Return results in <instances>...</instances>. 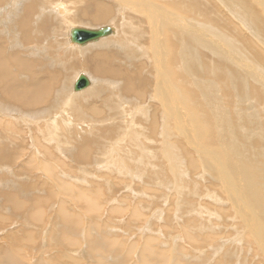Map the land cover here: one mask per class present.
<instances>
[{"label":"rangeland","instance_id":"1","mask_svg":"<svg viewBox=\"0 0 264 264\" xmlns=\"http://www.w3.org/2000/svg\"><path fill=\"white\" fill-rule=\"evenodd\" d=\"M60 1L61 3H65L66 1L71 12L73 14H76L74 19L75 26L79 27L78 25H80L81 27L84 26L86 28L89 27L92 29H96L105 25H113L116 26L117 33L109 37H102L96 42H89L87 43L89 45V47L87 48V44L78 45V43L70 41V29L67 28V26L64 27L67 33V39L66 35L62 39L58 38L56 32L55 34L53 32L55 21L52 14H45L42 19H38V21L35 20V22L32 23L31 26L27 27V33L31 37L30 40L21 39L19 32V40L14 41L20 44L21 47L26 51V57H31L35 62H44L42 63V65L49 63L51 57H53L56 52L58 55V49L55 42H65L67 47H69V45L77 46L76 48L78 50H71L70 54L67 55L65 59L73 64L72 70L76 71V76H78L80 72H86L89 75H87L86 73L85 74L88 77L91 76L92 80L95 81V83L97 84V88L101 86L102 89L97 90L95 93H92L91 95L87 96L86 99L81 101L85 103V109L83 112L79 113V117L84 118L83 120H77L80 125H77L73 122L74 124L71 123L70 125H68L69 128L61 126L57 130V127L52 126L53 121H49L50 119H47L48 121L45 120V123L43 121L40 122V120L36 119L40 116L39 112L49 110L51 106H56L55 96L53 98L51 106L48 108H35L34 111L36 113L34 114H31V112L27 111L26 109H20L22 114L13 115L12 117L14 119V124L16 127L12 129V134L8 133L10 130L7 131L6 128L0 125V143H9L7 145V149H11V152L13 151V149H15V151H13L14 157H9L7 161L3 160L4 163H2L3 161H1L0 163V262L9 257L10 253H14L18 259V262L20 261L19 263L21 264H101L102 262H110V264H142V261L144 260L141 256L143 255L142 253H144V249L142 247L144 246L145 248L144 243L148 241V239L154 237L155 239L152 242L154 244L152 246L156 247L155 244H157V247L161 250L160 251L157 248V251H160L161 262H165V253L169 255L168 263L166 262L167 264H202V262L205 264H229L230 260V264H264V211L256 210L252 202L248 205V200H245L244 198L246 197V195L242 192L241 193L243 195L244 201H241L238 192L234 190L235 185L234 187L233 185L231 187L230 179L227 180L224 178V180L226 181V185L228 184L229 186L225 185V181L222 180V173L225 170L224 174H226L230 170L231 167H229V163L227 162L221 149L219 150V148L216 147L215 144L210 143L209 141H207V138H204L203 134L200 132L199 122L197 121V119L193 120L194 117L191 116V109L187 108V106L184 105L183 102L184 98H188L190 96V92H196L200 96V101H202V97L203 99H205L204 94L209 89L208 84L205 82L208 80L210 82L211 79H214L215 83H210L214 86H212L214 89V91L212 92L215 93L213 94V96L218 103L216 104L218 107V111L220 110V114H225V118L237 123L240 134H246L247 139L245 138L244 142L250 144L249 146L252 150V154H256V158L258 157L257 155H259V160H264L262 159L264 158V102L254 99L255 95L253 93V87H259L260 90L261 88H263L264 90V57L259 56L260 54L261 56H263L262 54L264 53V51L260 52L256 50L260 46L264 48V41L261 39V37H258L255 33H253L252 30H250V33L248 34V32L246 31V26L244 27L243 23L236 19L238 18L242 20V17L234 12V9L229 5L228 2L224 0H144L147 2L148 7H155L157 8V10L160 9L167 15H175L177 17L186 15V12L181 11L182 4H189L193 6H196L197 4L199 6L202 5L205 10L204 16H201L202 19L205 17L207 21L206 23L208 25L209 23H212V26H218L219 30L220 28H222L224 31H228L227 33L226 31L224 32L225 35L229 36L230 39L236 38L240 42V44H242V46L246 48L244 51L247 52L246 58H243L244 56L242 58H239L238 55H240V53L235 52L234 55L230 53L231 51L228 49V46H230V44H228V42H226V46L225 42L221 40V42L223 43L222 45H224L225 48L227 47L226 49L221 48L217 44V41L214 40V38H212L209 33H207L203 37V44L206 42L211 43L212 41L213 45L211 44L210 48L213 46V48L216 47V50H208L207 48H205L206 46L203 45L201 46L202 49L201 47L199 48L202 50V52H200L199 54L201 55V63L205 65L203 68L205 70H208L209 68L212 69V67H216L213 68L216 72L218 71L219 67L221 72L226 73L228 69H231L230 65L235 64L234 66H238L237 59H239L241 63L239 64V67H241L240 65H243V71L252 73L256 72L254 74L259 78V80L261 78L260 81H262V83H259V81H256L254 77L251 78V81L249 83V87L251 86V90L249 93L251 94L243 95L235 90V87L231 83L232 80L230 76L228 78L226 76H221L216 79L218 77L217 75H201V78L205 79H201L202 81L200 82V88L197 86L194 88L195 90L189 89L190 91L188 92V85L190 84V82H195L198 79L194 78L196 74L193 73V75H190V71L186 74L180 68V72L179 67L180 63L183 62V58L180 57L178 47L176 48L177 43H180L175 38V36H177V33H179L178 29L175 26L163 24L159 29L157 39L162 42L163 51L165 57L167 58V60H164V63H162V66L163 64L166 65L167 70H164V74H161V72H158L159 66L158 68L156 67L157 70L153 69L152 67L154 60L153 54H151L149 48L151 45L153 25L151 21L146 17V13L143 10L137 11L134 7L123 8L120 5H115L113 0H42L39 4H35L32 0H29L28 6L30 9L35 8V12H39L42 6L49 4L53 9L55 3H58ZM253 1L256 0H241V2L245 5L250 3V6H248L249 4L247 5L249 9L253 8L256 12L261 10L259 11V14L257 12L256 15H258L257 18H259V16L260 18L262 17L261 20L262 23H264V0H258L259 2ZM100 2H106L111 7L109 19L106 21L94 23L88 21L87 14L90 11V8H95L96 4ZM219 2H222L221 5L219 4ZM214 7L216 8L214 9ZM196 12L197 11L195 10V12H193L194 14L190 12L188 13H190L191 16L195 15L196 18L201 19V17H199L200 10L199 13ZM196 15H198V17ZM207 15L209 16L208 19L210 18V21L207 19ZM46 16H50L53 22L51 23L50 21H42ZM247 16L248 17H246V21L250 17L249 15ZM11 18H14V20L9 22V24L17 26V31H20V16H14ZM248 21L246 23L250 24V22ZM148 22L151 26V32H149L150 26ZM218 22L220 24H218ZM145 31L147 34L145 33ZM193 34L195 35V33ZM117 36H126V38L124 40H122L121 38H115ZM200 37L202 36L200 35ZM108 39L115 40V43L110 47L97 48V44ZM214 42H216V44ZM252 45L256 46V49H249V47H252ZM9 46L8 49L10 48ZM83 49H86V51H84ZM103 50H108V52L113 55L112 64L114 66L117 65L121 69L127 71L125 74H121L125 75V78L120 75L116 77L113 72H110L107 75H102L100 71L97 72L91 62L88 63L89 57H92L95 53L99 51L102 52ZM173 51L175 52V54L173 53ZM88 52L89 56H87ZM61 61H64V58L61 59L60 62ZM213 62L215 65H213L212 67H208L209 64ZM159 63L160 62L158 61V64ZM87 65L90 66V68H87ZM136 67L137 69H134ZM55 68H57V66H53L47 69L51 71ZM80 68H84L86 71L83 72V70H80ZM205 70L203 72H205ZM134 72L137 74L136 77L139 81H137L136 83L138 84V86H135L134 89L135 91H141L140 94L128 93V91L125 90H130L129 88L132 83L128 82L127 78L130 74L133 75ZM156 73H159L160 77L167 74L166 81H171L170 83H172V85L174 84L178 95H180V97H174V102H178V104L180 103L179 106L181 110L178 113L181 114V118L178 120L172 119L173 121L170 120L171 123L170 121H168V118H166V122L163 127H161L160 124L164 121L163 114L165 115V105L163 106L164 102H162V99L154 97V93H152L156 90V81L158 79V77H155V75H157ZM183 73H185L186 75H184ZM179 74H183L184 76H182L185 79H182L183 77ZM177 76L180 77L178 78ZM185 76L188 77L186 78ZM140 77L142 78L140 79ZM102 80H104V82H102ZM142 80L146 81L143 82ZM125 81L129 84L127 85ZM141 82L143 84H141ZM183 82L185 84H183ZM186 83L189 84L187 85ZM120 84L125 85V89L122 88ZM260 84L261 86H258ZM118 87L121 89H119ZM87 88L89 87L82 89L83 91H75L74 85H72L71 88L69 87V93L72 92V90L76 94L80 92L82 93L85 92V90H88ZM55 89H59V84L55 87ZM170 89L172 90V88ZM182 92L184 94H182ZM245 98H247L248 100ZM250 99L255 100V102L251 101ZM78 101L75 103V105L76 107L80 108L81 103H79ZM63 103L64 102H61L58 107H60L62 109V112H65L67 115L71 114V110L73 109L74 105H71L68 107L69 109H66V105L62 107ZM181 103H183L184 106ZM139 104H141L142 106H139ZM123 106L126 107L125 111L122 110ZM93 107L97 108V113L93 112ZM219 107L221 109H219ZM157 109L158 111H156ZM78 111L79 110H75L76 113H78ZM62 112L60 110H57L56 112L47 113L46 116H51V120H53V118L55 119V117L60 116ZM43 115L44 116L42 117H46L45 114ZM252 115L253 117L251 118ZM17 116H24V118H26L24 119V121H26L28 125L20 120L16 122L15 117ZM153 118L155 120H152ZM237 119H240L239 122ZM5 120L6 119H3L4 123L7 122ZM47 122H51V128L49 127L50 124ZM42 123H44V128L42 126ZM240 123H243L244 125ZM71 125H74L75 127L77 125L78 129H73V126ZM45 127H47L49 130L45 129ZM42 128L45 130H42ZM60 128L61 131H59ZM75 129H77L78 131H74ZM162 129L167 132L169 136L165 135ZM50 130L54 131L51 132ZM70 131L72 133H70ZM57 132H60L59 134H61L62 132V135L64 134V136H62L61 138V135L59 136ZM94 132L95 134H93ZM160 132L162 135L159 134ZM71 134H74V137L73 135L71 136ZM90 134L95 136H92L91 138ZM51 135H53L54 137H51L53 138V141L50 139ZM79 135L83 137L80 138ZM55 137L58 138V142L62 140L59 143H61L65 149L64 152L58 156L59 160H55L54 158L52 159L45 150V146L49 145L53 148L55 147L57 151V144L54 143V139H56ZM88 137L89 140L87 141ZM165 137L168 138V141L165 139ZM1 138H6L7 142H5L6 139ZM8 138L11 141H9ZM73 138L74 140H72ZM68 139L70 142L67 141ZM151 140L153 141L151 142ZM89 141L93 142L90 143ZM86 143H88L89 145L92 144L88 156H84L81 153V150L84 148L83 146L86 147ZM169 143L171 145H169ZM32 147L34 148L35 155L38 157L39 161H34L29 158ZM260 147L262 149H260ZM66 148H75V151L69 152L68 150L66 151ZM16 150H18V153L16 152ZM123 151L126 153V155L124 156L122 155ZM173 156H178L179 161L172 159ZM194 160L198 164L193 168ZM210 160L211 163H209ZM5 162L8 164V166ZM47 163H52L50 166L51 168H49L50 170L46 167ZM173 163L180 174L185 173V175L187 174L188 177L186 178L185 175L177 177V174L173 169ZM205 163H207L206 166H208L209 168L205 167ZM2 164L5 166L4 168L2 167ZM258 164L262 165L264 163L262 161L261 164ZM190 165H192V167ZM9 167L12 168L10 169ZM210 167L216 168L213 170L214 173L212 172V170L210 171ZM206 168H208V171L206 170ZM3 169H5V171ZM53 174H55V177L53 176ZM71 177H73L72 179L75 178L76 180L74 179V181L71 179V181ZM213 178L214 180L212 181ZM215 180H218V182L220 181L222 185L220 184V182L216 183ZM62 183L63 185L72 184L73 187L71 188L73 191L71 190V193L73 194L76 192V190L78 192L79 188L85 189L86 187V190H88V192H91V194L89 195L94 200H97L100 204L103 205V210L101 211L103 212L101 216L102 218H99L97 216V219H101L99 224H97V220L95 219L96 215L92 216L91 214H89V212L84 211L85 209L83 206H80L81 204L76 206L79 202L76 199L75 195L73 196L67 194L65 188L62 186ZM183 184H185L184 187H182ZM189 184L194 187H189ZM78 185L81 186L78 187ZM238 185L242 190H244V186L239 180ZM47 186L51 187L57 193L56 197H48V193L46 192L48 191L46 189ZM94 189H98V191L95 192ZM192 189L195 190L193 191ZM229 190L232 192H230ZM96 193L99 194L100 197H95L97 195ZM8 194L15 196L17 200L22 203V206L17 207L18 202L10 201L11 198L8 199ZM196 195L198 196L197 198L194 197ZM36 197L44 199V205H42L44 206V208L40 210L41 212H43L42 214H40V217H42V220L40 221L34 219V217H32L33 214L31 215L32 212L36 211ZM235 198H239L240 201L238 199L237 201ZM60 200L65 202L68 207V211L71 209V214L76 213L75 215H78L80 213L81 216H83V227L80 225L79 221L75 219V223H73L74 227H77L76 224L78 222L80 225V231L83 229L85 235L89 233V230L91 232V236H93L96 232L97 234H95L96 236L92 240H95L97 242L100 240H107L112 238L111 240L114 241L113 247L118 251V255L115 254L116 256H113V253L106 252L105 250L107 249V247L105 244L98 246L99 251H95V253L90 252L89 240L91 239V237L87 238L84 235L87 241L83 239L84 244H78L79 252L77 253V262L73 260L74 258L76 259V257H70L69 253L67 256L66 252H64V248L61 247L65 242L62 240L59 241V239L56 238V234H61L62 231L58 228L61 226H59V224L56 225V220L58 223L60 222L61 218L57 217L58 215H60L59 212L57 213V206H59L61 203ZM221 201H224V203H222ZM122 202L125 203V205H123ZM237 202L238 207L236 205ZM241 203H243V208L241 207ZM113 204H117L118 206L122 205L123 209H126L128 206L129 208L127 209L126 214L119 213L118 215H115V219L117 217V219L115 220L110 217L112 216V210H109L111 209V206H113ZM228 204L230 205L228 206ZM239 205L241 208L239 207ZM244 205H247V207H245ZM136 206H139V209L143 212H141L143 217L140 220L137 219L135 221H132V211ZM250 206L254 207L250 209ZM4 207L10 210L5 211ZM235 207H237L238 210H236L237 208L234 209ZM224 208L226 209V211ZM252 213L256 215L253 216ZM224 214H226L227 216ZM235 214L237 217L235 216ZM219 215L221 216V218ZM233 216H235V218H238L239 220L234 219ZM241 216L242 220L239 218ZM256 216L259 217L255 219L257 225L255 220L253 219ZM228 217H232L234 221L236 220V222H232V220L230 221V219L232 218ZM249 217L251 222L248 219ZM192 219L194 220L193 222ZM223 219H227L228 221H224ZM147 221H151L150 223L152 225L149 227V229H146L147 227L143 229V225L147 223ZM260 221L262 223H260ZM95 223L96 225L93 226V224ZM167 223H170L169 226L167 225ZM237 223H239L241 226ZM216 224L217 226L220 225L219 227L222 230L219 227H216ZM96 226L98 227L97 230ZM232 226L236 227L233 228ZM256 226L258 227L255 229ZM208 227L210 229H208ZM242 227H244L245 230ZM105 228L108 229L104 230ZM189 229L192 231V234H190L191 232ZM68 230L66 232L67 235H71L75 238L78 237L77 232H72V229ZM246 230L247 232H250L248 233V235L246 233ZM250 230H253L254 232L252 231L253 233H251ZM171 231L173 233H171ZM30 232H32L33 234ZM214 232L216 233V236ZM204 233L206 236L204 235ZM230 233L232 234V236ZM212 234L214 237L212 236ZM200 235L201 237H199ZM190 236L193 237V239ZM203 237L205 238L204 241ZM210 237L212 241L208 240L210 239ZM38 238L39 240H37ZM214 238L216 240H213ZM205 240L208 242L206 243ZM192 247L194 248V250ZM218 247L219 249H217ZM82 249L84 250L82 251ZM226 250L227 253L225 252ZM228 251H230L229 254L231 256L229 257V259L227 258ZM41 253L47 256V258L42 262L40 261V258L42 256ZM146 253H148V251H146ZM184 254H186V256ZM220 261L223 262L221 263Z\"/></svg>","mask_w":264,"mask_h":264},{"label":"bare ground","instance_id":"2","mask_svg":"<svg viewBox=\"0 0 264 264\" xmlns=\"http://www.w3.org/2000/svg\"><path fill=\"white\" fill-rule=\"evenodd\" d=\"M35 4H39L42 0H32ZM119 1V2H118ZM196 1V0H195ZM219 1V0H218ZM226 2L229 3V5L234 9V12H236L239 16L242 17V20L241 19H238L236 18L237 20H239L240 22L243 23L244 27L246 26V31L248 32V34L250 33V30L253 31V33H255L258 37H261V39L264 41V23H262V17L260 18H257L258 14H259V11H255L253 8L249 9L248 6H250V3H248L247 5H245L244 3L241 2V0H224ZM252 1V0H251ZM258 0L256 1H253V2H257ZM263 1V0H262ZM114 4L115 5H120L121 7L123 8H128V7H134L137 11H140V10H143L145 13H146V17L151 21L152 25H153V32H152V35H151V45H150V48L149 50L151 51V54H153V60H154V63L152 65L153 69H156L158 68L159 66V70L158 72H161V74H164V70H167V67L165 64H163L162 66V63H164L163 61L167 60V58L165 57V54H164V51H163V44L161 41H159L157 39L158 37V33H159V29L161 27V25L163 24H168L170 26H175L179 33H177V36H175L176 40L179 41L180 44L177 43L176 45V48L178 47L179 49V54H180V57L183 58V62L180 63V67L179 69L181 68L182 71H184L186 74L187 72H191L190 75H193L196 74V76L194 77L195 79H198L196 80L195 82H190V84L188 85V92L190 90H195L194 88L195 87H199L200 88V82L202 80H204L205 78H201V75H208V76H215L217 75L216 79H218L219 77L221 76H226L227 78L230 76L231 80H232V84L233 86L235 87V90H237L240 94H243V95H250L251 93L250 90H251V86L249 87V83L251 81V78L254 77V79L256 81H259V83H262L261 78L259 80V78L252 72H246V71H243L242 69L244 68L243 65H240L241 67H239V64L240 63V60L237 59V64L238 66H234V65H230L231 69L227 70L226 73L224 72H221L220 71V68L218 67V71L215 72V70L213 68H216V67H212L214 64L211 63L209 64L208 67H212V69H208V70H205L203 67L205 65H203L201 63V55L199 54L200 52H202V45L203 46H206L205 48H207L208 50L212 49L213 50H216V47L213 48V46L210 48L211 44H212V41L211 43H204V39L203 37L205 36V34L209 33V35H211L212 38H214V40L217 41V44L221 47V48H225L224 45H222L223 43L221 42L224 41L225 42V45H226V42H228V44H230V46H228L229 50L231 51L230 53L231 54H235V52L237 53H240V55H238L239 58H246V51H244L246 48H244L242 46V44H240V42L236 39V38H229V36H226L225 35V31L220 28L219 30V27L214 25L212 26L213 24L209 23V25L206 23V18L204 17L202 19V17L204 16V8L202 5H196V6H193V5H189V4H182L181 5V11L182 12H186V15L185 16H181V17H177V16H171V15H167L165 14L164 12H162L160 9L157 10V8L155 7H148L147 6V2L144 1V0H113ZM259 2V1H258ZM222 2H219V4L221 5ZM246 3V2H245ZM209 4V3H208ZM218 4V5H219ZM29 0H0V125H2L4 128L8 130H10L8 133H11L12 132V129L15 126L14 124V119H13V115H20L22 114L21 113V110L20 109H26L27 111L31 112V114L33 113H36L34 111L35 108H38V107H44V108H48L51 106L52 104V101H53V98L55 96L56 98V106H51L49 110H46V111H41L39 112L40 113V116L37 117L36 119L40 120L41 121H45L47 119H50L49 121H53L52 122V126H55L57 127L56 129L58 130L59 127L63 126V127H68V125H70L71 123H75L77 125H80L77 120H83L84 118H80L79 117V113L83 112L84 109H85V103L81 102L83 101L84 99L87 98V96L91 95L92 93H95L97 90H101L102 87L99 86L97 88V84L95 83L94 80H92L91 76H89L90 80H91V86H88L89 88H87L88 90H85V92H80V93H74L73 90L72 92L69 93V87L71 88L72 85L75 84V81L77 80V78L79 77L80 74H85L86 70L83 68L80 70H83V72L85 73H79L78 76H76V71H73V64L71 62H68L65 57L67 55L70 54L71 50H78L76 47L77 46H70L67 47L66 46V43L65 42H55L56 43V46H57V49H58V55H57V52L54 54L53 57H51V60L49 63L47 64H44L42 65V63L44 62H35L31 57H26V51L21 47L20 44L14 42V41H17L19 40V32H20V38L23 39V40H30L31 37L28 35L27 33V27L28 26H31L32 23L35 22V20L38 21V19H42L44 17L45 14H52L53 18H54V21H55V26H54V29H53V32L55 34H57L58 38H64L65 35H66V39H67V33L64 29V27L67 26V28H69V34L71 32V29L73 27H77L74 25V19H75V15L76 14H73L69 8V5L68 3L65 1V3H61L58 2V3H55V6L52 7L47 4V5H44L40 8L39 12H35V8H29ZM223 5V4H222ZM243 7H242V6ZM225 7V6H224ZM216 7H214L215 9ZM259 8V7H258ZM227 9V8H226ZM195 10L197 11L196 13H199V10H200V18H196L195 15L194 16H191L190 13H193L195 12ZM208 10V9H207ZM264 10V9H263ZM262 10V11H263ZM110 11H111V7L109 6V4H107L106 2H100L98 4H96V7L93 8L91 7L90 8V11L88 12L87 14V20L88 21H91V22H102V21H106L109 19V16H110ZM190 13H188V12ZM213 12V11H212ZM264 12V11H263ZM207 13V12H206ZM221 13V12H219ZM262 13V12H260ZM194 14V13H193ZM198 14V15H199ZM198 15H196L198 17ZM211 15V14H209ZM214 15V14H213ZM212 15V16H213ZM218 15V14H217ZM244 15V16H243ZM247 15H249L250 17V20L248 18V22L249 23H246V17H248ZM262 15V14H261ZM14 16H20L21 20H20V31H17V26L15 25H10L9 22L13 21L14 18H11V17H14ZM215 16V15H214ZM234 16V14H233ZM208 15H207V19H208ZM219 17V16H218ZM225 17V16H224ZM252 17V19H251ZM240 18V17H239ZM205 19V21H204ZM210 19V18H209ZM208 19V20H209ZM213 19V18H212ZM221 19V18H220ZM219 19V20H220ZM228 19V18H227ZM245 19V20H243ZM263 20H264V17H263ZM42 21H45V22H48L50 21L51 23L53 22V20L51 19L50 16H46ZM210 21V20H209ZM208 21V22H209ZM215 21V20H214ZM225 21V20H223ZM238 21V22H239ZM246 21V22H244ZM217 22V21H216ZM229 23V22H228ZM241 23V24H242ZM67 24V25H66ZM149 24V22H148ZM218 24H220L218 22ZM229 25V24H228ZM227 25V26H228ZM252 25V26H251ZM79 27H81L80 25H78ZM105 26H110L113 28V33L108 35V36H105V37H109L111 35H114L117 33V28L116 26H113V25H105ZM150 26V24H149ZM14 27V28H13ZM84 27V26H82ZM103 27V26H101ZM101 27H98L96 29H99ZM224 27V26H223ZM89 28V27H88ZM227 28V27H226ZM222 29V31H221ZM55 30V31H54ZM229 30V29H228ZM209 31V32H207ZM151 32V26H150V31ZM228 31H226L227 33ZM146 33V31H145ZM195 33V35L193 34ZM147 34V33H146ZM200 35L202 37H200ZM199 37V38H198ZM250 37V36H249ZM248 37V38H249ZM115 38H121L122 40H124L126 38V36H117ZM254 38V37H253ZM252 38V39H253ZM256 38V37H255ZM101 39V38H100ZM99 39V40H100ZM11 41V42H10ZM71 41V40H70ZM98 41V40H97ZM207 41V40H206ZM96 42V41H94ZM9 43H10V46H9ZM91 43V42H90ZM115 43V40H112V39H108L106 41H102L100 42L99 44H97V48H100V47H110L111 45H113ZM216 44V42H214ZM251 43V42H250ZM79 45V44H78ZM85 45V44H84ZM88 45V44H87ZM213 45V44H212ZM251 45V44H250ZM256 45V44H255ZM263 45V44H261ZM8 46L10 47L8 49ZM175 46V45H174ZM208 46V47H207ZM216 46V45H215ZM227 46V45H226ZM258 46V45H257ZM24 47H27V46H24ZM89 47V45L87 46V48ZM201 47V49H199ZM252 48V50L256 49V46H253L252 47L250 46L249 49ZM56 49V50H57ZM62 49H65V50H62ZM70 49V50H69ZM247 49V50H249ZM49 50V48H48ZM62 50V51H61ZM84 51H86V49H83ZM257 51H260V52H263L264 51V48L262 46L258 47L256 49ZM255 50V51H256ZM251 51V50H250ZM259 52V53H260ZM173 53L175 54V52L173 51ZM258 53V52H257ZM93 54V53H92ZM87 55V54H86ZM91 55V54H90ZM263 56H261V54L259 55L260 57H264V53L262 54ZM62 56V57H61ZM89 56V52H88V55ZM256 56V55H255ZM257 57V56H256ZM259 57V58H260ZM64 58V61H61V59ZM217 58V57H216ZM237 58V57H236ZM112 59H113V55L110 54L108 52V50H103L102 52H97L95 53L92 57H89V60H88V63L91 62L93 67L97 70V72L100 71V73L102 75H107L108 73L110 72H113L115 74L116 77H118L119 75L120 76H125V75H121V74H125L127 71L121 69L119 66L117 65H113L112 64ZM250 59V58H249ZM261 60V59H260ZM158 61L160 62L158 64ZM259 62V60H258ZM242 63H243V59H242ZM252 63V62H251ZM248 64V63H247ZM262 64V62H261ZM186 65V66H185ZM254 65V64H253ZM53 66H57V68L49 71L47 68H51ZM225 66V65H224ZM247 66V65H246ZM157 67V68H156ZM262 67V66H261ZM260 67V68H261ZM87 68H90V66L87 65ZM246 68V67H245ZM251 68V67H250ZM134 69H137L134 68ZM181 69H180V72H181ZM78 70V69H77ZM79 70V71H80ZM205 70V72H203ZM170 71V70H168ZM163 72V73H162ZM169 73V72H168ZM172 73V72H170ZM185 73H183L184 75H186ZM87 74V73H86ZM157 75H155V77H158L157 81H156V90L155 92H152L154 93V97H157L158 99H162V102H164L163 106L165 105V115L163 114V123H161V127H163V125L165 124L166 122V118H168V121H173L172 119H175V120H178L180 119L181 117V114H179L178 112H180L181 108L177 103L174 102V97H180V95H178L176 89H175V86L174 84L172 85V83H170L169 81L167 82L166 79H167V74L165 75H162L160 77V74L159 73H156ZM182 74V75H183ZM198 74V76H197ZM89 75V74H87ZM110 75H113V74H110ZM136 73L134 72L133 75L130 74L128 76V82L132 83V85L130 86V90L128 89H125V85H121L122 88H124L125 90L128 91V93H135V94H140L141 91H135L134 87L135 86H138L137 81V77H136ZM180 76H182L181 74H179ZM183 75V76H184ZM74 76V78H73ZM76 76V78H75ZM179 76V77H180ZM182 76V77H183ZM114 77V76H113ZM122 77V78H123ZM127 77V76H126ZM169 77V76H168ZM178 77V76H177ZM178 77V78H179ZM186 77V76H185ZM188 77V76H187ZM186 77V78H187ZM256 77V78H255ZM121 78V79H122ZM125 78V77H124ZM142 77H140L141 79ZM161 78V79H160ZM170 79V78H169ZM168 79V80H169ZM182 79H185L184 77ZM202 79V80H201ZM123 80V79H122ZM156 80V79H155ZM194 80V79H193ZM143 82H145L146 80H142ZM215 80L214 79H211L210 82L212 83H215L214 82ZM224 81V80H223ZM102 82H104V80H102ZM124 82V81H123ZM126 82V81H125ZM126 82V84L128 85L129 83ZM139 82V81H138ZM162 82V83H160ZM208 81H206L205 83L208 84L209 86V89L208 91L204 94V98L202 97V101H200V96L196 93V92H190V96L188 98H184L183 99V102H184V105L187 106V108L191 109V116L194 117V119H197V121L199 122V127H200V132L203 134L204 138H207L210 143L212 144H215L216 147L219 148V150L221 149L223 155L225 156L227 162L229 163V167L230 170L224 174V171L222 173L223 175V178L222 180L225 179H230L231 181V187L233 185H235V189L237 192H238V195L240 197V200L241 201H244L243 200V195L242 193H244L246 195L245 200L247 199L248 200V205L252 202L256 208V210H259V211H264V164L262 165H259L258 163H264V160H259V155H257L258 157V160L256 158V154L253 155L252 154V150L250 149V144H248L247 142H244V139L246 137V134H240L239 132V127L237 125V123L235 121H231L230 119H227L224 117L223 114H220V110L218 111V107L216 104L217 101L214 99V96L213 94H215L214 92V89H213V85L211 84ZM253 82V81H252ZM122 83V82H121ZM203 83V82H202ZM59 84V89H55V87ZM141 84H143L141 82ZM183 84H185L183 82ZM204 84V83H203ZM231 84V85H232ZM223 85V84H222ZM221 85V86H222ZM253 85V84H252ZM141 86V85H140ZM213 86V87H212ZM258 86H261L258 85ZM193 87V89H192ZM119 88V87H118ZM128 88V87H127ZM172 88V90L170 89ZM256 88V89H255ZM73 89V88H72ZM85 89V88H84ZM121 89V88H119ZM142 89H143V86H142ZM190 89V90H189ZM263 93H262V91ZM261 90L259 89V87H253V93L255 95V98L256 100L258 101H262L264 102V90L263 88H261ZM83 91V90H82ZM123 91V90H122ZM126 91V92H127ZM153 91V89H152ZM186 91V90H185ZM221 91V90H220ZM147 94V93H146ZM182 94H184L182 92ZM188 94V93H187ZM251 97V96H250ZM249 98V97H247ZM245 98V99H247ZM251 98V99H252ZM76 99V100H74ZM158 99H155V100H158ZM200 99V100H199ZM225 99V98H224ZM250 99V100H251ZM79 100V101H78ZM248 100V99H247ZM79 102L81 103V107L78 108L76 107L75 103L76 102ZM160 101V100H159ZM182 101V99H181ZM251 101H254L255 100H251ZM61 102H64L62 107H67L66 109H69L68 107L71 106V105H74L73 109L71 110V114H66L65 112H62V109L59 106V104ZM158 102V101H157ZM253 102V103H254ZM159 103V102H158ZM183 105V103H181ZM45 105V106H44ZM181 105V106H182ZM183 105V106H184ZM139 106H142L141 104H139ZM170 106V107H169ZM260 106V105H259ZM88 107V106H86ZM175 107V108H174ZM256 107V106H255ZM147 108V106H146ZM145 108V109H146ZM158 108V107H157ZM183 108V107H182ZM149 109V107H148ZM161 109V108H160ZM219 109H221L219 107ZM257 109V108H256ZM260 109V108H259ZM57 110H60L62 112V114L60 116H57L55 117V119L53 118V120H51V116L48 117L46 116L47 113L49 112H56ZM75 110H79L78 113L75 112ZM93 112L97 113V108L96 107H93ZM123 111L126 110V107L123 106L122 108ZM48 111V112H47ZM155 111V110H154ZM158 111V109L156 110ZM47 112V113H46ZM146 113V112H145ZM154 113V112H152ZM43 114H45L46 117H42L44 116ZM161 114V112H160ZM229 114V113H228ZM82 115V114H81ZM85 115V114H84ZM247 115V114H246ZM83 116V115H82ZM239 116V115H238ZM237 116V117H238ZM245 116V115H244ZM34 117V116H33ZM250 117V116H249ZM253 117V115L251 116V118ZM16 118V122H18V120L24 122L27 124L26 121H24V116H17L15 117ZM161 118V117H160ZM241 118V117H240ZM3 119H6L5 121L7 122H3ZM23 119V120H21ZM35 119V121H36ZM246 119V118H245ZM152 120H155L154 118ZM238 120V119H237ZM240 120V119H239ZM238 120V122H239ZM252 120V119H251ZM256 120V119H255ZM28 121V119H27ZM30 121V120H29ZM48 121V120H47ZM170 121V123H171ZM244 121V120H243ZM247 121V120H246ZM46 122V121H45ZM44 122V123H45ZM153 122V121H152ZM156 122V121H155ZM242 122V120H241ZM4 123V124H3ZM34 123V121H33ZM32 123V124H33ZM39 123V122H37ZM36 123V124H37ZM44 123H42V126L44 128ZM49 123V122H47ZM51 123V122H50ZM49 123V124H50ZM58 123V124H57ZM73 123V124H74ZM253 123V122H252ZM240 124H243V123H240ZM25 125V124H24ZM28 125V124H27ZM74 126V125H71L73 126V129L74 128H77L78 127ZM159 125V126H160ZM197 125V124H196ZM244 125V124H243ZM259 125V124H258ZM26 126V125H25ZM39 126V125H37ZM40 126V127H42ZM70 126V127H71ZM158 126V124H157ZM178 126V125H177ZM48 127V126H47ZM47 127H45V129L49 130ZM49 127L51 128V124L49 125ZM55 127H52V128H55ZM179 127V126H178ZM42 130H45L43 129ZM72 128V127H71ZM156 128V127H155ZM28 129V128H27ZM72 129V130H73ZM77 129H75L74 131H78ZM158 129V128H157ZM161 130V129H159ZM178 130V129H177ZM244 130V129H243ZM51 131V130H50ZM54 131V130H52ZM51 131V132H52ZM61 131V128L60 130ZM67 131V130H66ZM154 131V130H153ZM162 131L164 132L165 135H168L167 132H165L163 129ZM6 132V131H5ZM85 132V131H84ZM183 132V131H182ZM242 132V131H241ZM248 132V131H247ZM250 132V131H249ZM48 133V132H47ZM50 133V132H49ZM54 133V132H53ZM56 133V132H55ZM58 134L60 132H57ZM70 133H72L70 131ZM78 133V132H77ZM76 133V134H77ZM154 133V132H153ZM155 133H156V130H155ZM154 133V134H155ZM179 133V132H178ZM181 133V132H180ZM251 133V132H250ZM12 134V133H11ZM51 134V133H50ZM75 134V133H74ZM74 134H71V136L73 135L74 137ZM95 134V132L93 133ZM151 134V133H150ZM161 134V132L159 133ZM249 134V133H248ZM49 135V134H48ZM61 135V138L62 136H64V134L62 135V132L61 134H59V136ZM78 135V134H77ZM89 135V133H88ZM91 135V134H90ZM162 135V134H161ZM11 136V135H10ZM56 136V135H55ZM80 138L83 137L81 135H79ZM78 136V137H79ZM92 136H95V135H91L90 137L92 138ZM169 136V135H168ZM167 136V137H168ZM250 136V135H249ZM53 135L50 136V139L52 140L53 138ZM57 137V136H56ZM55 137V138H56ZM77 137V138H78ZM202 137V136H201ZM259 137V136H258ZM94 138V137H93ZM96 138V137H95ZM163 138H164V135H163ZM186 138V136H185ZM240 138V140H239ZM252 138V137H251ZM261 138V137H260ZM1 139H6V138H1ZM58 138L54 139V143L57 144V151H56V148L54 147H51L49 145H46L45 146V150L47 152V154L53 159L55 160H59V155L61 153L64 152V147L62 146L61 141H57ZM149 139V138H148ZM154 139V138H152ZM165 139L167 140L168 138L165 137ZM188 139V138H187ZM9 140V138H8ZM14 140V139H13ZM64 140V138H63ZM74 140V138L72 139ZM81 140V139H80ZM85 140V139H84ZM89 140V137L87 139V141ZM164 140V139H163ZM204 140V139H203ZM11 141V140H9ZM53 141V140H52ZM69 141V139L67 140ZM153 140H151L152 142ZM168 141V140H167ZM166 141V143H167ZM176 141V140H175ZM202 141V140H201ZM240 141V142H239ZM5 142H7V139L5 140ZM13 142V141H12ZM64 142V141H63ZM70 142V141H69ZM68 142V143H69ZM90 142V141H89ZM93 142V141H92ZM90 142V143H92ZM67 143V142H65ZM202 143V142H201ZM206 143V141H205ZM250 143V142H249ZM252 143V142H251ZM9 143H5V144H2L0 143V163L1 161L3 160H6L9 159V157H14V153L13 151H15V149H13V151L11 152V149L8 150L7 149V145ZM20 144V143H19ZM43 144V143H41ZM18 145V144H17ZM34 145V144H33ZM92 145V144H91ZM91 145H89L88 143H86V147L83 146L84 148L81 150V153L84 155V156H88V153L90 152V148H91ZM166 145V144H165ZM164 145V146H165ZM169 145H171L169 143ZM209 145V144H208ZM207 145V146H208ZM261 146V145H260ZM43 147V146H42ZM210 147V146H209ZM213 147V146H212ZM173 148V147H172ZM19 149V147H18ZM260 149H262L260 147ZM69 151V152H72V151H75V148H66V151ZM206 150V149H205ZM18 150H16L17 152ZM125 151V150H124ZM123 151V156L126 155V153ZM259 151V150H258ZM12 154H11V153ZM210 152V151H209ZM212 152V151H211ZM18 153V152H17ZM191 154V153H190ZM264 154V153H263ZM29 158H31L32 160L34 161H39L38 157L35 155V152H34V148L32 147V150L30 151V154H29ZM106 155V154H105ZM132 155V153H131ZM17 156V155H16ZM15 156V158H16ZM203 156V155H202ZM78 157V155H77ZM132 157V156H131ZM199 157V156H198ZM14 158V159H15ZM81 159V158H80ZM79 159V160H80ZM111 159V158H110ZM117 159V158H116ZM134 159V158H133ZM171 159V158H170ZM172 159L174 160H177L179 161V158L178 156H173ZM197 159V158H196ZM195 159V160H196ZM200 159V158H199ZM264 159V158H262ZM125 160V159H124ZM169 160V159H168ZM194 160L193 162V168L194 166H197V162ZM208 160V159H207ZM87 161V160H86ZM126 161V160H125ZM171 161V160H170ZM209 161V160H208ZM85 162V161H84ZM109 162V161H108ZM4 163V161L2 162ZM6 163V162H5ZM139 163V162H138ZM211 163V160L210 162ZM52 163H47L46 164V167L49 169L51 168ZM160 164V163H159ZM201 164V163H200ZM3 165V164H2ZM6 165L8 166V164L6 163ZM207 163H205V167H208L206 166ZM209 165V164H208ZM212 165H213V162H212ZM223 165V164H222ZM192 167V165H190ZM216 166V165H215ZM262 166V167H261ZM3 168L5 167L4 165L2 166ZM173 169L175 171V173L177 174V177H181V175H185V173L183 174H180V172L177 170L176 166L174 165L173 163ZM217 167V166H216ZM219 167V166H218ZM8 168V167H7ZM10 168V167H9ZM12 168V167H11ZM10 168V169H11ZM192 168V169H193ZM196 168V167H195ZM209 168V167H208ZM206 168V170L208 169ZM210 171L212 170V172L214 173V169L216 168H213V167H210ZM221 169V168H220ZM219 169V170H220ZM227 169V168H226ZM5 171V169H3ZM9 170V169H7ZM50 170V169H49ZM52 170V169H51ZM182 170V169H181ZM11 171V170H10ZM9 171V172H10ZM101 171V169H100ZM208 171V170H207ZM221 171V170H220ZM182 172V171H181ZM196 172V171H195ZM212 173V174H213ZM216 173V172H215ZM101 174V173H100ZM190 174V173H189ZM219 174V173H218ZM221 175V176H222ZM53 176L55 177V174H53ZM101 176V175H100ZM186 178L188 177L187 174L185 175ZM220 176V177H221ZM70 177V176H68ZM152 177V176H151ZM210 177V176H209ZM213 177V176H212ZM73 177L70 178V180L72 179ZM184 178V177H182ZM180 178V179H182ZM75 179V178H74ZM72 179V180H74ZM178 179V178H177ZM220 179V178H219ZM71 180V181H72ZM76 180V179H75ZM74 180V181H75ZM157 180V179H156ZM173 180V179H172ZM197 180V179H196ZM214 180V178L212 179V181ZM221 180V181H222ZM238 180L243 184L244 186V190L241 189V187L238 185ZM105 181V180H104ZM167 181V180H166ZM185 181V180H183ZM189 181V180H188ZM225 181V180H224ZM5 182H8V181H5ZM70 182V181H68ZM216 183H219L218 180H215ZM187 183V182H186ZM185 183V184H186ZM190 183V182H189ZM74 184V183H73ZM185 184H183L182 187L185 186ZM191 184V183H190ZM189 184V185H190ZM221 184V182H220ZM53 185V184H52ZM76 185V184H75ZM83 185V184H82ZM173 185V184H172ZM179 185V184H178ZM177 185V187H178ZM222 185V184H221ZM225 185H226V181H225ZM228 185V184H227ZM226 185V186H227ZM62 186L65 188L67 194H70V195H75L76 199L78 200L79 203H77L76 206L80 205L81 207L83 206L84 207V211L86 212H89V214H91L92 216L96 215L95 216V219L97 220V224L100 223V220L97 219V216L99 218H102V214L103 212H101L103 209V205L100 204L97 200H94L89 194H91V192H88V190H86L87 188L85 187V189L83 188H79L78 192L76 190V192L73 194L71 193V190L73 187L72 184L68 185H63L62 183ZM81 186V185H80ZM78 185V187H80ZM187 186V185H186ZM192 185H190L189 187H191ZM217 186V185H215ZM229 186V185H228ZM67 187V188H66ZM98 187V186H97ZM170 187V186H169ZM172 187V186H171ZM194 187V186H192ZM191 187V188H192ZM196 187V186H195ZM211 187V185H210ZM209 187V188H210ZM230 187V188H231ZM150 188V187H149ZM229 188V187H228ZM46 189L48 191H46L48 193V197H56L57 196V193L49 186L46 187ZM89 189V188H88ZM186 189V188H185ZM233 189V188H232ZM231 189V190H232ZM241 189V191H240ZM95 190V189H94ZM101 190V189H100ZM153 190V189H151ZM189 190V189H187ZM193 190V189H192ZM195 190V189H194ZM193 190V191H194ZM198 190V189H197ZM73 191V190H72ZM93 191V190H92ZM97 190H95V192H97ZM103 191V190H102ZM156 191V190H155ZM158 191V190H157ZM216 191V190H215ZM214 191V192H215ZM230 191V190H229ZM233 191V190H232ZM230 191V192H232ZM6 192V191H5ZM45 192V193H46ZM208 192V190H207ZM217 192V191H216ZM227 192V190H226ZM234 192V191H233ZM242 192V193H241ZM94 193V191H93ZM219 193V192H218ZM95 194V193H94ZM97 194V193H96ZM194 194V193H193ZM197 194V193H195ZM232 194V193H231ZM235 194V193H234ZM9 195V194H8ZM108 195V194H107ZM219 195V194H218ZM95 196V195H94ZM100 195L97 194L95 197H97ZM103 196V195H101ZM143 196V195H142ZM175 196V195H174ZM216 196V195H215ZM194 197H198L197 195L194 196ZM219 197V196H218ZM231 197V196H230ZM238 197V196H237ZM10 199V201H17L18 202V205L17 207H21L22 206V203L19 202L17 200V198L15 196H12L11 194L8 196V199ZM37 198V201L35 202L37 207L35 208V212H32L31 215L33 214L32 217H34V219H36L37 221H40L42 220V217H40L43 212H41L40 210H42L44 208V199L40 198V197H36ZM125 198V197H124ZM216 198V197H215ZM214 198V200H215ZM224 198V197H223ZM7 199V200H8ZM236 199V198H235ZM239 200V198H237ZM236 199V200H237ZM57 200V199H56ZM103 200V199H102ZM228 200V199H227ZM237 200V201H238ZM239 200V201H240ZM61 201V200H60ZM166 201V200H165ZM183 201V199H182ZM219 201V200H218ZM217 201V203H218ZM225 201V200H224ZM224 201L222 203H224ZM231 201V200H230ZM229 201V202H230ZM1 202V200H0ZM106 202V201H104ZM228 202V201H227ZM47 203V202H46ZM102 203V202H101ZM114 203V202H113ZM119 203V202H118ZM129 203V202H128ZM175 203V202H174ZM181 203V202H180ZM220 203V202H219ZM226 203V202H225ZM234 203V202H233ZM236 203V202H235ZM104 204V203H103ZM123 205H125V203L122 202ZM182 204V203H181ZM243 203H241L242 205ZM59 205V203H58ZM120 205V204H119ZM139 205V203H138ZM180 205V204H178ZM230 204H228L229 206ZM237 207H238V202H237ZM79 206V207H80ZM147 206V205H146ZM149 206V205H148ZM152 206V205H151ZM173 206V205H172ZM234 206V205H232ZM245 207H247V205H244ZM254 206H250L249 208H253ZM57 213L59 212L60 215H58L57 217H61L60 218V222L57 223V220H56V225L59 224V226L61 227H58L59 229H61V234H56V238L62 241H64L65 243H63V245L61 246L62 248H64V252H66V255L68 256V253L70 254L69 256L70 257H76V259L74 258L73 260H77V253L79 252V248H78V244H84V240L85 239V236L87 238L91 237V239L89 240L90 243H89V247H90V252H94L95 251H99L98 249V246L102 245V244H105L107 249L105 250L106 252H111L113 253L112 255L114 256L115 254L118 255V251L113 247L114 246V241L111 240V239H104V240H100L98 241H95V240H92L97 234L96 232L94 233L93 236H91V232L89 230V233H87L85 235L84 233V230L82 229L80 231V225L82 226L83 224V216H81V214L77 213L78 215H75L76 213H73L71 214L70 210L68 211V207L67 205L65 204V202L61 201L60 205L57 206ZM153 207H154V204H153ZM174 207V206H173ZM226 207V206H224ZM237 207H235L234 209H236ZM240 207V205H239ZM243 208V205L241 206ZM240 207V208H241ZM5 208V207H4ZM129 208V206L126 208V209H123L122 208V205L118 206L117 204H113V206H111V209L109 210H112L111 214L112 216H110L112 219H115V215H118L119 213H123V214H126L127 212V209ZM179 208V207H178ZM248 208V209H249ZM143 209V208H142ZM158 209V208H157ZM220 209V208H219ZM222 209V207H221ZM225 209V208H224ZM247 209V208H246ZM10 209H6L5 208V211H8ZM181 210V209H180ZM238 210V208L236 209ZM234 210V211H236ZM245 210V209H244ZM255 210V211H256ZM45 211V209H44ZM132 211V210H131ZM221 211V210H220ZM226 211V209H225ZM246 211V210H245ZM249 211V210H248ZM41 212V213H40ZM142 211L139 209V206H136L134 208V210L132 211V215H133V219H131L132 221H135V220H140L142 219L143 215L141 213ZM161 212V211H160ZM196 212V210H195ZM209 212V210H208ZM207 212V214H208ZM215 212V211H214ZM222 212V211H221ZM229 212V211H228ZM233 212V211H232ZM244 212V211H243ZM257 212V211H256ZM255 212V213H256ZM178 213V212H177ZM200 213V212H199ZM213 213V211H212ZM241 213V211H240ZM153 214V213H152ZM184 214V213H182ZM193 214V213H192ZM227 214V213H226ZM224 214V215H226ZM249 214V213H248ZM247 214V215H248ZM253 214V213H252ZM251 214V215H252ZM214 215V214H213ZM222 215V214H221ZM246 215V216H247ZM256 214H253V216H255ZM88 216V215H87ZM220 216V215H219ZM227 216V215H226ZM236 216V214H235ZM234 217V219H236ZM250 216V215H249ZM160 217V216H159ZM189 217V216H188ZM224 217V216H223ZM222 217V218H223ZM237 217V216H236ZM126 218V217H125ZM221 218V216H220ZM228 218H232V217H228ZM240 219L242 218L239 217ZM244 218V217H243ZM252 218V216H251ZM256 218H259L258 216H256L255 218H253L254 220ZM75 220L79 221V223L77 222V227H74L73 223H75ZM106 219V218H105ZM117 219V217H116ZM115 219V220H116ZM145 219V218H144ZM162 219V218H161ZM238 219V218H237ZM236 219V220H237ZM250 220V217L248 218ZM173 220V219H172ZM189 220V219H188ZM206 220V219H205ZM224 220V219H223ZM226 221H228L227 219H225ZM224 220V221H225ZM232 220V222L234 221L233 218L230 219V221ZM236 220L234 222H236ZM239 220V219H238ZM242 220V219H241ZM258 220V219H257ZM261 220V219H259ZM95 221V220H94ZM118 221V220H117ZM179 221V220H178ZM194 220L192 219V222ZM213 221V220H212ZM247 221V220H246ZM91 222V221H90ZM96 222V221H95ZM114 222V221H113ZM138 222V221H137ZM142 222V221H141ZM151 222V221H150ZM149 221H147V223H145L143 226V229H149V227L152 225ZM158 222V221H157ZM164 222V221H163ZM171 222V221H170ZM191 222V223H192ZM202 222V221H201ZM206 222V221H205ZM210 222V221H209ZM221 222V221H220ZM251 222V220H250ZM254 222V221H253ZM256 222V220H255ZM106 223V222H105ZM104 223V224H105ZM149 223V224H148ZM165 223V222H164ZM190 223V222H189ZM242 223V222H241ZM260 223H262L260 221ZM148 224V225H147ZM170 223H167V225L169 226ZM173 224V223H171ZM188 224V223H187ZM186 224V225H187ZM212 224V223H211ZM239 224V223H237ZM236 224V225H237ZM264 224V223H263ZM55 225V224H54ZM96 225L93 224V226ZM106 225V224H105ZM132 225V224H131ZM165 225V224H164ZM184 225V224H183ZM223 225V224H222ZM240 225V224H239ZM247 225V224H246ZM256 225H257V222H256ZM260 225V224H259ZM92 226V227H93ZM102 226V225H101ZM173 226V225H172ZM171 226V227H172ZM215 226V225H214ZM220 226V225H219ZM217 226L216 224V227H219ZM241 226V225H240ZM255 226V225H254ZM49 227V226H48ZM83 227V226H82ZM194 227V226H192ZM198 227V226H197ZM230 227V226H229ZM233 228L236 227V226H232ZM247 227V226H246ZM258 226L255 227V229L257 228ZM261 227V226H259ZM220 228V227H219ZM223 228V227H222ZM225 228V227H224ZM232 228V229H233ZM244 230L245 228L242 227ZM250 228V227H249ZM253 228V227H252ZM251 228V229H252ZM68 229H72V232H77L78 234V237L75 238V237H72L71 235H67V230ZM98 229V227L96 226V230ZM108 228H105L104 230H107ZM151 229V228H150ZM174 229V228H173ZM194 229V228H193ZM197 229V228H196ZM208 229H210L208 227ZM221 229V228H220ZM229 229V228H228ZM114 230V229H112ZM185 230V229H184ZM183 230V231H184ZM190 230V229H189ZM203 230V229H202ZM222 230V229H221ZM249 230V229H248ZM69 231V230H68ZM217 231V230H216ZM243 231V230H242ZM251 231V230H250ZM253 231V230H252ZM251 231V233H253ZM257 231V230H256ZM71 232V231H70ZM190 234H192V231L190 230ZM205 232V231H204ZM213 232V231H212ZM225 232V231H223ZM233 232V231H232ZM32 233V232H30ZM151 233V231H150ZM149 233V234H150ZM155 233V232H154ZM171 233H173L171 231ZM183 233V232H182ZM199 233V231H198ZM215 233V232H214ZM222 233V232H221ZM246 233L248 235V233L250 232H247L246 230ZM33 234V233H32ZM31 234V235H32ZM144 234V232H143ZM178 234V233H177ZM185 234V233H184ZM201 234V233H200ZM210 234V233H208ZM231 234V233H230ZM4 235V234H3ZM85 235V236H84ZM198 235V234H197ZM205 235V233H204ZM238 235V234H237ZM254 235V234H253ZM71 236V237H70ZM106 236V235H105ZM179 236V235H178ZM194 236V234H193ZM206 236V235H205ZM211 236V235H210ZM213 236V234H212ZM215 236H216V233H215ZM232 236V234H231ZM250 236V235H249ZM82 237V238H81ZM191 237V236H190ZM201 237V235L199 236ZM214 237V236H213ZM212 237V238H213ZM251 237V236H250ZM63 238V239H62ZM127 238V237H126ZM147 238V237H146ZM145 238V239H146ZM176 238V237H174ZM179 238V237H178ZM193 239V237H191ZM197 238V237H195ZM36 239V238H34ZM84 239V240H83ZM98 239V238H97ZM154 237L153 238H150L148 239V241H146L144 243L145 245V248L144 246L142 247L144 250V253H142L143 255H141L143 257V261H142V264H167L168 263V259H169V255L168 254H164V259H165V262H161L160 260V249L157 247V244L156 247L152 246L154 243H152L154 241ZM201 239V238H200ZM199 239V240H200ZM204 237H203V241H204ZM207 239V238H206ZM218 239V238H217ZM39 240V238L37 239ZM175 240V239H174ZM179 240V239H178ZM182 240V239H181ZM195 240V239H194ZM208 240H211V237L210 239ZM213 240H216L215 238ZM252 240V239H251ZM259 240V239H258ZM87 241V240H86ZM202 241V243H203ZM206 241V240H205ZM212 241V240H211ZM232 241V239H231ZM260 241V240H259ZM128 242V241H127ZM169 242V241H168ZM197 242V241H196ZM208 241H206L207 243ZM222 242V241H221ZM101 243V244H100ZM201 243V244H202ZM87 244V243H85ZM192 244V243H191ZM199 244V243H198ZM204 245V244H203ZM217 245V244H216ZM222 245V244H221ZM198 247V246H197ZM200 247V246H199ZM223 247V246H222ZM85 248V247H84ZM86 248H87V245H86ZM103 248V247H102ZM157 248L158 250L160 251H157ZM193 248V247H192ZM231 248V247H230ZM167 249V248H166ZM178 249V248H177ZM219 249V247L217 248ZM61 250V248H60ZM84 249H82L83 251ZM142 250V249H141ZM175 250V248H174ZM194 250V248H193ZM231 250V249H230ZM89 251V250H88ZM101 251V250H100ZM146 251H148V253H146ZM208 251V250H207ZM221 251V250H220ZM86 252V251H85ZM227 253V250L225 251ZM60 253V252H59ZM97 253V252H96ZM146 253V254H145ZM181 253V252H179ZM189 253V252H188ZM196 253V252H195ZM215 253V252H214ZM230 251H228V256L227 258L229 259L230 256ZM233 253V252H232ZM82 254V253H81ZM88 254V252H87ZM102 254V253H101ZM151 256H149V255ZM162 254V253H161ZM41 258H40V261H44L47 256L43 253H41ZM86 255V254H85ZM171 255V254H170ZM186 256V254H184ZM183 255V256H184ZM213 255V254H212ZM227 255V254H226ZM87 256V255H86ZM116 256V255H115ZM140 256V255H139ZM147 256V257H146ZM203 256V255H202ZM80 257V256H79ZM112 257V256H110ZM163 257V255H162ZM161 257V258H162ZM189 258V257H188ZM204 259V258H203ZM178 260V259H177ZM205 260V259H204ZM189 261V260H188ZM196 261V260H195ZM231 261V260H230ZM230 261H229V264H230ZM20 262V261H19ZM18 262V259L16 257V255L14 253H10L9 257H7L6 259L2 260L0 262V264H21ZM77 262V261H76ZM167 262V263H166ZM180 262V261H179ZM193 262V261H192ZM202 262V261H201ZM221 263L223 261H220ZM196 263V262H195ZM208 263V262H207ZM216 263V262H215ZM73 264V263H72ZM101 264H110V262H102ZM116 264V263H115ZM127 264V263H126ZM139 264V263H138ZM172 264V263H171ZM175 264H178V263H175ZM185 264V263H184ZM189 264V263H188ZM191 264V263H190ZM201 264V263H199ZM202 264H205L202 262Z\"/></svg>","mask_w":264,"mask_h":264},{"label":"water","instance_id":"3","mask_svg":"<svg viewBox=\"0 0 264 264\" xmlns=\"http://www.w3.org/2000/svg\"><path fill=\"white\" fill-rule=\"evenodd\" d=\"M113 33V28L110 26H103L99 29H92L86 27H74L71 29V41L80 45L94 42L102 37ZM91 84L90 78L86 74H80L74 84V90L80 91Z\"/></svg>","mask_w":264,"mask_h":264}]
</instances>
